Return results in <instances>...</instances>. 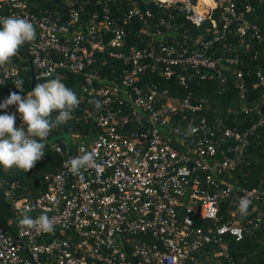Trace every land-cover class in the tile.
<instances>
[{
    "label": "built area",
    "instance_id": "2783aa9c",
    "mask_svg": "<svg viewBox=\"0 0 264 264\" xmlns=\"http://www.w3.org/2000/svg\"><path fill=\"white\" fill-rule=\"evenodd\" d=\"M150 1L158 8L176 7L196 28L208 20L212 39L188 43L183 33L178 40L164 20L156 22L147 9L134 5L122 21L140 22L136 42L128 43L129 32L110 17L105 4L99 18L93 14L81 25L73 9L59 23L56 11L51 17L31 12L25 0H0V17H24L35 27V40L23 46L33 78L75 75L80 104L73 120L94 126L63 140V147L46 141L60 165L43 193L15 199L12 192H4L12 218L0 220V264H198L207 245L223 248L222 236L238 241L248 224L264 229V192H235L225 182L241 163L248 136L264 118L240 132L209 123L202 113L204 100L191 89L196 78L225 82L222 72L237 60L213 57L211 45L233 23L240 39L259 41L261 36L239 15L233 0ZM244 9L249 12L250 6ZM214 12L220 31L211 18ZM142 36L148 39L145 46ZM20 60L17 54L0 66V102L19 92L13 81L22 70L16 63ZM235 83L242 99L239 73ZM5 112L16 113V105L0 115ZM22 123L17 113L15 127ZM82 148L94 156L92 166L81 170L83 182L65 163L81 155ZM244 197L251 201L246 215L238 210ZM25 211L33 218H54V230L21 227ZM217 257L226 258L223 251L214 252Z\"/></svg>",
    "mask_w": 264,
    "mask_h": 264
},
{
    "label": "trees",
    "instance_id": "16d2710c",
    "mask_svg": "<svg viewBox=\"0 0 264 264\" xmlns=\"http://www.w3.org/2000/svg\"><path fill=\"white\" fill-rule=\"evenodd\" d=\"M25 0L31 12L47 14L53 17L54 13L59 23H63L68 17L70 9L78 13V22L81 25L88 24L90 18L95 14L96 18L102 15L103 4L109 9L110 17L113 16L116 22L126 29L130 34V42H136L135 35L140 22L136 19H128L122 23L127 10L134 5L139 10L147 9L152 15L153 20H164L173 31L172 35L178 40L182 39L183 33L186 41L191 43L194 39H200L206 42L212 39L214 30L210 27L209 21L203 22L199 27L187 24L176 7L168 9L158 8L150 0ZM236 11L243 16L245 21L250 22L258 30L261 39L258 41L254 37L246 36L240 39L235 35V24L229 27V31L224 37L213 42L211 45V54L213 57L222 55L236 58L237 63L229 67L228 71H223L224 83H219L215 78L195 79L197 85L191 87L197 98L203 99V116L209 123H219L224 128H231L237 131H243L256 125L259 120L264 118V0H233ZM250 6V11L245 12L244 7ZM215 20L216 29L220 31L221 22L217 13L211 16ZM133 20V21H132ZM130 21V22H129ZM132 21V22H131ZM216 30V31H217ZM141 45L145 46L148 42L146 37H141ZM26 44V43H25ZM25 44L23 46H25ZM139 45V46H141ZM18 51L21 60L17 66L22 68L19 72V79L23 80V94L31 91L37 83L46 81L30 79L27 58L24 47ZM241 75L244 95L239 98L235 83V75ZM59 78L69 88L76 93V77L70 73H56L51 79ZM262 81H261V80ZM159 84L164 87V80L159 78ZM240 101V102H239ZM237 103L243 104L241 111L236 114L224 113L228 108L238 107ZM218 108L223 111L216 112ZM217 109V110H216ZM57 111H53L50 119L55 118ZM74 115H77L75 112ZM72 115V117H74ZM219 118V119H218ZM55 123V121H54ZM94 130V126L86 121L79 120L75 122L73 118L66 123L56 124L50 131L46 141L51 139L52 143L62 146V139L56 138L60 134H84L87 129ZM60 137V136H59ZM45 141V143H46ZM45 156L29 171L16 168H0V220L5 222L12 218L8 212V204L4 198V192L9 191L14 194L13 198H34L43 193L46 189L47 181L54 174L60 165V157L46 145L44 149ZM225 182L231 186L233 191L248 190L257 188L264 192V124L257 125L248 136V145L244 151L241 163L230 171L226 176ZM13 184V188L10 185ZM223 209L225 204H222ZM251 220V216L245 217ZM244 219V218H243ZM223 248L218 245H207L200 255L198 264H264V229L262 227L252 228L251 224L246 226L242 238L235 241L232 237L222 236ZM223 251L226 258H213L214 252Z\"/></svg>",
    "mask_w": 264,
    "mask_h": 264
},
{
    "label": "clouds",
    "instance_id": "9594fccd",
    "mask_svg": "<svg viewBox=\"0 0 264 264\" xmlns=\"http://www.w3.org/2000/svg\"><path fill=\"white\" fill-rule=\"evenodd\" d=\"M35 38V27L29 19L0 17V66L9 63L25 43L32 42ZM13 84L19 92H23L22 79H15ZM19 92L10 93L0 102V110L16 105V113L5 112L0 115V168L29 171L45 156V141L51 129L56 124L66 123L73 118L72 112L79 106L80 98L59 78L35 84L26 95L22 96ZM93 104L97 109L101 107L99 101H93ZM53 111L58 112L55 123L50 119ZM17 113L23 122L19 128L15 127ZM80 151L81 155L72 157L65 163L83 182L85 177L81 170L92 166L94 156L83 148ZM250 203L247 197L240 199L238 210L242 215L247 214ZM19 225L29 230L51 232L54 230L55 220L46 214L33 218L25 211Z\"/></svg>",
    "mask_w": 264,
    "mask_h": 264
},
{
    "label": "rangeland",
    "instance_id": "374dc122",
    "mask_svg": "<svg viewBox=\"0 0 264 264\" xmlns=\"http://www.w3.org/2000/svg\"><path fill=\"white\" fill-rule=\"evenodd\" d=\"M240 102V101H239ZM238 104V107L236 106V107H233V108H228V109H226V110H224V113H226L225 115H227V114H236V111L237 110H239V111H241L244 107H243V104L242 103H237ZM217 110V109H216ZM219 111H223V109H220V108H218V110L216 111V112H219ZM238 112V111H237ZM219 119V118H218ZM60 136V137H59ZM72 136H73V134L72 135H68V134H60V135H56L55 137L56 138H61L62 140H64V141H69L71 138H72ZM81 140H77L76 141V143H79Z\"/></svg>",
    "mask_w": 264,
    "mask_h": 264
},
{
    "label": "water",
    "instance_id": "95a60500",
    "mask_svg": "<svg viewBox=\"0 0 264 264\" xmlns=\"http://www.w3.org/2000/svg\"><path fill=\"white\" fill-rule=\"evenodd\" d=\"M27 63H28V69H29V73H30V79L32 80L33 79V71H32V67H31L29 58L27 59Z\"/></svg>",
    "mask_w": 264,
    "mask_h": 264
}]
</instances>
